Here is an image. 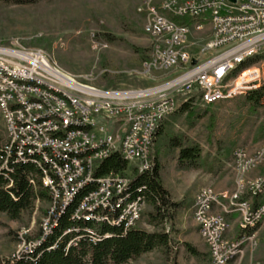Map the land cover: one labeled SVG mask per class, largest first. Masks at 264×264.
<instances>
[{
	"label": "built area",
	"instance_id": "1",
	"mask_svg": "<svg viewBox=\"0 0 264 264\" xmlns=\"http://www.w3.org/2000/svg\"><path fill=\"white\" fill-rule=\"evenodd\" d=\"M145 2L143 32L149 41V53L141 63V70L133 76L154 82V86L137 89L96 87L94 97L85 98L84 90L91 85L88 84L91 77L86 76V83L75 81L80 85V92L64 89L68 75L59 74V66L46 62L45 51L22 46L18 41L0 45V115L5 129L2 153L10 157V163L12 159L22 161L23 153L31 150H40V155L61 153V161L48 165L50 179L54 180V174L62 175V183H55L53 192L60 194V202L52 213V219L48 220L49 227L58 221V213L64 202L72 198L76 186L92 176L93 165L111 149H120V157L125 158L127 164L126 170L97 176L98 191L88 195L77 214L85 212V207H97L101 219L121 218L118 202L123 187L138 170L153 169L152 148L157 133L165 113L178 103V97L203 105L216 104L252 91L251 83L264 75L262 58L261 63L253 64L245 73L225 78L226 69H231L234 64H244L245 56L264 55V0L159 2L167 3L172 17L186 20L183 24L160 16L158 3ZM231 5H239L240 14L229 15L225 21H216L212 8L225 10ZM196 15H205L207 25H199ZM204 29H209L206 37L201 40L193 37V33ZM27 78L46 79L56 84V91H68L76 101V112H68L57 98H53V92L27 86ZM6 96H13L15 103L25 104V114H19V126H11V114L16 112L6 109ZM82 102H90V110H82ZM23 116H31L36 121V131L27 132L23 128ZM70 120L89 123V131H71ZM10 139H17L22 144V152H15V148L10 147ZM88 145H96L93 155L74 159L64 157V150ZM246 151L244 148L235 149L232 152L233 163L247 160ZM84 159L92 160L91 169L82 168ZM246 177L245 195H237L234 203L245 204L247 219L251 214H258V224L264 226V209L251 212L253 200L263 201L264 159H255V169L248 171ZM198 192H201V199L194 203H201V210L196 211L193 221L196 227H200L203 242H208V247H211L213 264H229L234 259L225 260V253L235 251L237 255L242 251L243 243L254 242V234L240 229L239 240L229 239L227 222L218 219L213 211V203L222 202L223 192L216 193L210 187ZM129 205H133V212H129L125 229L137 225L139 211L144 209L143 201Z\"/></svg>",
	"mask_w": 264,
	"mask_h": 264
},
{
	"label": "rangeland",
	"instance_id": "2",
	"mask_svg": "<svg viewBox=\"0 0 264 264\" xmlns=\"http://www.w3.org/2000/svg\"><path fill=\"white\" fill-rule=\"evenodd\" d=\"M140 1L49 0L35 7L0 6V45L18 41L22 46L42 49L46 52V59L52 65L59 66L60 72L77 78L80 83H86V76L91 77L88 84L94 88L137 89L154 86V82L133 76L141 70V63L149 53L150 46L143 32V18L138 13L146 2L137 9ZM149 2L159 3L162 0H147V4ZM104 32L110 33L113 38L109 40L102 34ZM208 34L209 29H204L193 33V37L201 40ZM261 87H264V75L251 83L252 91ZM246 93L212 105L194 101L190 110L175 112L161 125V132L153 147L155 163L170 201L179 205L172 212L173 229L170 230L171 238L178 246L172 245L168 264L172 261L177 264H199L184 249V243L192 245L202 255L209 253L193 221L196 194L205 187H210L216 193L223 192L224 197L232 194L235 179L232 152L244 148L249 157L264 146V138L260 141L250 138L263 125L264 114L262 108L252 111L246 102ZM177 100L178 106L185 101L184 97ZM0 136L5 140L1 115ZM172 139L180 143V148L200 149L202 162L198 169L179 168L180 149L173 146ZM220 151L224 155H218ZM39 208L47 211V215L50 203L44 207L37 202L31 217L22 216L20 223L0 216V259L12 260L27 254L30 245L40 238L35 240L40 232L43 235L46 215ZM140 218L141 214L137 225H142ZM146 229L150 230L148 227ZM255 241L257 246L248 248L245 245L243 256L233 264H264L263 224ZM162 258V254L154 252L129 264H160Z\"/></svg>",
	"mask_w": 264,
	"mask_h": 264
},
{
	"label": "trees",
	"instance_id": "3",
	"mask_svg": "<svg viewBox=\"0 0 264 264\" xmlns=\"http://www.w3.org/2000/svg\"><path fill=\"white\" fill-rule=\"evenodd\" d=\"M46 1L49 0H0V6L35 7ZM144 2L145 0L140 1L137 9ZM138 13L144 19L143 14ZM165 16L178 24H183L186 21L171 15ZM102 34L109 37V40L113 38L110 33ZM262 58H264L263 54L246 60L244 64L236 67L227 78H235L236 74L246 72V69L253 64L261 63ZM245 98L252 111L255 112L262 108L264 114V87L247 92ZM192 102L191 99L182 101L176 112H187L190 110ZM160 132L161 127L157 135ZM250 138L254 141L262 140L264 138L262 126L258 127L254 134L250 135ZM174 140L172 139L173 146L180 149L179 168L198 169L202 162L200 149L198 147L180 148V143H175ZM3 142L4 139L0 136V216L8 221L20 223L22 216L31 217L37 202L44 207L49 205V187L45 174L50 177L48 165L56 164V161H61V158L52 157L49 158L50 161H47L43 157L44 154L40 155V152L32 151L30 154L24 153L22 161L16 162L12 159L10 163V157L7 158V155L2 153ZM218 155H224L223 151H220ZM126 168L125 160L120 157L118 152H114L108 159L100 163L96 169L94 180L75 194L69 206L58 216V221L52 225L51 233L34 251L12 260L0 259V264H129L145 254L154 252L162 254L163 258L160 260V264H168L172 245H177L170 235V230L173 229L172 212L179 205L170 201L168 192L160 181L156 163L152 170L135 174L131 178V182L118 202V212L121 213L120 208L125 203L143 201L144 209L140 218L142 225L125 229L126 226L122 218L101 219L99 212L92 217L85 216V212L77 214L81 209V203L86 200L88 194L97 189V176H103L110 172H122ZM30 178L33 180L29 182ZM39 210L46 215L47 211H44L43 208H39ZM77 215L83 217L77 218ZM225 218L227 222L232 223L234 216L225 215ZM233 226V229L227 231L226 235L231 240H238L241 231L237 225ZM146 227L150 230H147ZM244 231L248 234L256 232L253 230ZM40 236L41 232L35 240ZM183 247L198 260L199 264H210L209 253L202 255L195 247L187 243H184ZM233 261L229 264H233ZM170 264L177 263L172 261Z\"/></svg>",
	"mask_w": 264,
	"mask_h": 264
},
{
	"label": "bare ground",
	"instance_id": "4",
	"mask_svg": "<svg viewBox=\"0 0 264 264\" xmlns=\"http://www.w3.org/2000/svg\"><path fill=\"white\" fill-rule=\"evenodd\" d=\"M153 4V3H148ZM146 5L143 6L138 10V12H145ZM158 12L159 15L163 18H167L165 15H171L172 11L168 9L167 3H160L158 6ZM240 14V7L239 5H231L228 8H225V10H220V8H212V15H215L216 21H225L226 18L229 17V15H237ZM196 22H198L199 25H207V17L205 15H196ZM256 55L259 54H251L244 57V62ZM46 62H49L46 59ZM242 64H234L231 65V69H226L225 71V78H227L235 69L236 67L240 66ZM54 66V65H52ZM59 74L64 75L62 72L59 71ZM77 78L74 77H68V80H64V89H71L73 92H80V85L77 84ZM80 83V82H78ZM27 86L29 87H41V89H47V92H53V98H57L58 102H60L63 106L67 108L68 112H76V101L73 100L70 93L66 90H58L56 91V84L50 83V81L46 79H40V78H27ZM94 92H96V88L88 85V90H84V97L85 98H93ZM0 98H2V91H0ZM178 108V103L173 107L172 110L168 111L164 115V121L167 117L173 115ZM6 109L9 111H15L16 114H11V126H19V114H25V104L24 103H15L13 96H6ZM82 110H90V102H82ZM23 128L27 132H34L36 131V121L31 119V116H23ZM70 129L71 131L76 132H88L89 131V123L84 122L83 120H70ZM263 132H264V126H263ZM10 147L15 148V152H22V144H19V141L17 139H10ZM154 147V145H153ZM32 151L40 152V150H31L28 154H30ZM96 152V145H88L85 148H70L69 150H64V157L66 159H74V158H83V155H93V153ZM114 152H118L120 154V149H111L107 152H104L102 159H98L96 165H93L92 168V160L91 159H84L82 160V168L84 169H91L92 168V176H89L85 178L84 181H81L78 186L75 188V192L72 195V198H70L68 201L64 202L61 212L58 213V216L69 206L71 203L73 197L75 194H77L82 188L86 187L89 183H91L92 180H94V175L96 173V169L99 167L100 163L104 160L108 159ZM24 154V153H23ZM44 159L47 161H50L49 158H61V153H50L44 154ZM8 158V155H7ZM125 160V158H123ZM246 159L245 161H236V164L233 163L232 158V173L235 177L234 179V191L232 194L225 196L222 195V202H215L213 203V211L214 215L218 219H222L223 221L227 222L225 215L227 216H234L232 223L227 222L228 228L227 231H229L233 225H237L239 229L248 230V231H256L254 232V242L255 236L259 229L261 228L262 224L260 223V216L258 214H251L250 217L247 219V207L245 204L240 203H234V201L237 199V195H245L246 188L248 186V171H254L255 169V159H264V146L263 148H260L255 155L253 156H247L246 151ZM7 162V160H6ZM155 164V158L153 154V148H152V165ZM150 169H143L138 170V172H135V174H141L144 171H147ZM46 175V181L49 187V196H50V209L48 214L46 215V219L43 223V235L40 236L34 244L32 243L30 245V250L27 252H32L35 250V248L41 244L46 237L51 233L52 225L55 223H52L51 227L48 225V220L52 219V213L54 210L57 209L60 202V194L54 193L55 190V183H62V175L61 174H54V180L50 179L49 175ZM131 182V179L128 180V184ZM128 184L124 185L123 192L127 188ZM98 191V180H97V189L88 195L97 192ZM122 192V194H123ZM120 194V196L122 195ZM201 199V192H198L194 198V201H200ZM88 200V196L86 198ZM85 200L81 203L83 204ZM132 203H125L121 208V218L124 222L125 226L127 227L128 221H129V212H133V205ZM81 207V205H80ZM264 209V195H263V201L262 200H253L251 203V212H261V210ZM201 210V203H194L193 205V217H195L196 211ZM99 212V208L97 207H85V216L92 217L94 214ZM141 214V211H139V215ZM77 218H81L83 216H76ZM246 220V221H242ZM200 236H201V230L200 227H197ZM257 229V230H256ZM237 240V239H236ZM239 240V239H238ZM254 242H245L242 244V251L238 252L237 255H235V251H228L225 253V260H236L243 256L244 252V246L247 245L248 248H255L257 245V242L254 244ZM208 247V242H205ZM29 244V243H28ZM209 254H210V264H213V256H212V250L211 247H208ZM25 253V252H24ZM19 257V256H18ZM16 258V257H15ZM14 259V258H13ZM215 264H226L225 262H216Z\"/></svg>",
	"mask_w": 264,
	"mask_h": 264
},
{
	"label": "water",
	"instance_id": "5",
	"mask_svg": "<svg viewBox=\"0 0 264 264\" xmlns=\"http://www.w3.org/2000/svg\"><path fill=\"white\" fill-rule=\"evenodd\" d=\"M232 1H234V0H232Z\"/></svg>",
	"mask_w": 264,
	"mask_h": 264
}]
</instances>
